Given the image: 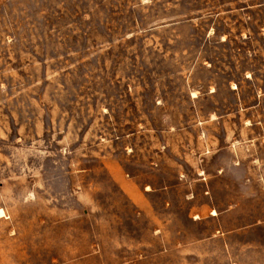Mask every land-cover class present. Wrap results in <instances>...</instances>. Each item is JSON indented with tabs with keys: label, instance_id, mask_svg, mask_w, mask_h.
<instances>
[{
	"label": "rangeland",
	"instance_id": "1",
	"mask_svg": "<svg viewBox=\"0 0 264 264\" xmlns=\"http://www.w3.org/2000/svg\"><path fill=\"white\" fill-rule=\"evenodd\" d=\"M0 264H264V0H0Z\"/></svg>",
	"mask_w": 264,
	"mask_h": 264
}]
</instances>
